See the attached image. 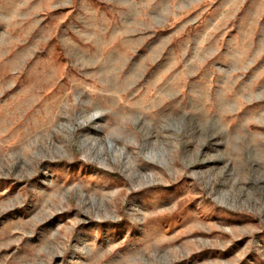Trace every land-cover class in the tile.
I'll return each mask as SVG.
<instances>
[{
  "label": "rangeland",
  "instance_id": "obj_1",
  "mask_svg": "<svg viewBox=\"0 0 264 264\" xmlns=\"http://www.w3.org/2000/svg\"><path fill=\"white\" fill-rule=\"evenodd\" d=\"M0 264H264V0H0Z\"/></svg>",
  "mask_w": 264,
  "mask_h": 264
},
{
  "label": "bare ground",
  "instance_id": "obj_2",
  "mask_svg": "<svg viewBox=\"0 0 264 264\" xmlns=\"http://www.w3.org/2000/svg\"><path fill=\"white\" fill-rule=\"evenodd\" d=\"M112 72V71H111ZM104 73V72H103ZM107 73H109V72H107ZM110 75H111V73H110ZM113 75V74H112ZM105 77V76H104ZM107 77H108V74H107ZM117 78V77H116ZM110 79V78H109ZM111 80V79H110ZM116 86V85H115ZM159 94H160V92H159ZM162 110V109H161ZM161 110H159V111H161ZM167 112V111H166ZM161 113V112H160Z\"/></svg>",
  "mask_w": 264,
  "mask_h": 264
}]
</instances>
